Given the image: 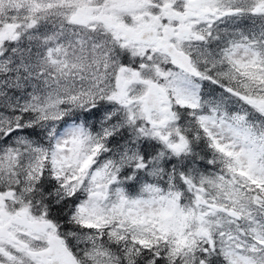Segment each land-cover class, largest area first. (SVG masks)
<instances>
[{
	"label": "snow or ice",
	"instance_id": "obj_1",
	"mask_svg": "<svg viewBox=\"0 0 264 264\" xmlns=\"http://www.w3.org/2000/svg\"><path fill=\"white\" fill-rule=\"evenodd\" d=\"M0 264H264V0H0Z\"/></svg>",
	"mask_w": 264,
	"mask_h": 264
}]
</instances>
